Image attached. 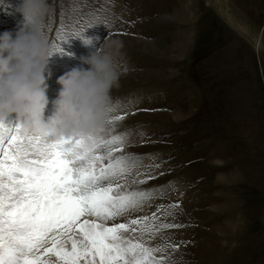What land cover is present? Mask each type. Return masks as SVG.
Here are the masks:
<instances>
[{
	"label": "rangeland",
	"instance_id": "rangeland-1",
	"mask_svg": "<svg viewBox=\"0 0 264 264\" xmlns=\"http://www.w3.org/2000/svg\"><path fill=\"white\" fill-rule=\"evenodd\" d=\"M47 3L52 45L86 29L98 40H70L61 47L71 56L51 57L45 118L56 79L105 38L119 42L108 118L122 119L109 128L124 141L114 155L129 157L128 189H152L129 219L163 249L154 255L163 264H264V0ZM18 4L0 0V33L16 30Z\"/></svg>",
	"mask_w": 264,
	"mask_h": 264
},
{
	"label": "snow or ice",
	"instance_id": "snow-or-ice-1",
	"mask_svg": "<svg viewBox=\"0 0 264 264\" xmlns=\"http://www.w3.org/2000/svg\"><path fill=\"white\" fill-rule=\"evenodd\" d=\"M120 119L68 138L0 120V264H163L129 219L152 189L127 187L129 157L114 155L124 141L109 128Z\"/></svg>",
	"mask_w": 264,
	"mask_h": 264
},
{
	"label": "clouds",
	"instance_id": "clouds-1",
	"mask_svg": "<svg viewBox=\"0 0 264 264\" xmlns=\"http://www.w3.org/2000/svg\"><path fill=\"white\" fill-rule=\"evenodd\" d=\"M13 12L21 17L16 30L0 33V120L12 116L22 131L42 137L98 133L108 120L109 94L118 79L114 55L119 42L106 43L105 38L94 51L79 58L81 66L56 79L59 88L51 101V113L45 118L51 57L72 55L62 49V43L79 40L90 47L98 37L86 38V29L52 45L45 35L47 0H19Z\"/></svg>",
	"mask_w": 264,
	"mask_h": 264
},
{
	"label": "bare ground",
	"instance_id": "bare-ground-1",
	"mask_svg": "<svg viewBox=\"0 0 264 264\" xmlns=\"http://www.w3.org/2000/svg\"><path fill=\"white\" fill-rule=\"evenodd\" d=\"M253 46H254V50H255V51H257L258 48L260 49V46H261L260 40H259V39H256V40L254 41ZM133 235H135V233H133Z\"/></svg>",
	"mask_w": 264,
	"mask_h": 264
}]
</instances>
